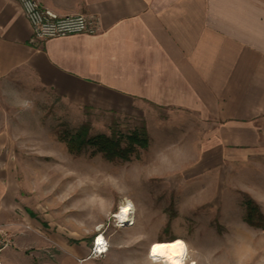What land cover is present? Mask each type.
<instances>
[{
  "label": "rangeland",
  "instance_id": "1",
  "mask_svg": "<svg viewBox=\"0 0 264 264\" xmlns=\"http://www.w3.org/2000/svg\"><path fill=\"white\" fill-rule=\"evenodd\" d=\"M28 78L0 76V188L19 255L36 264H163L148 257L149 244L181 237L185 264H264V228L245 220L247 199L264 215V161H212L213 147L202 152L188 138L180 108L143 97L125 111L86 105ZM81 126L89 137L145 129L149 146L130 160L92 145L70 152L62 138ZM127 203L134 224L120 227L115 215ZM97 235L107 251L93 257Z\"/></svg>",
  "mask_w": 264,
  "mask_h": 264
},
{
  "label": "crops",
  "instance_id": "2",
  "mask_svg": "<svg viewBox=\"0 0 264 264\" xmlns=\"http://www.w3.org/2000/svg\"><path fill=\"white\" fill-rule=\"evenodd\" d=\"M38 1L59 15H93L100 30L33 45L18 0H0V76L30 75L86 105L125 111L143 97L180 108L188 138L202 152L213 147L212 161H264V0ZM7 200L0 188L8 223ZM14 248L4 264H36Z\"/></svg>",
  "mask_w": 264,
  "mask_h": 264
},
{
  "label": "built area",
  "instance_id": "3",
  "mask_svg": "<svg viewBox=\"0 0 264 264\" xmlns=\"http://www.w3.org/2000/svg\"><path fill=\"white\" fill-rule=\"evenodd\" d=\"M22 11L28 19L32 34L30 42L37 45L40 41L66 37L75 34H94L100 30L97 17L84 14L59 15L44 7L38 0H18ZM97 235L94 239L92 255L98 257L107 251V243L98 241ZM14 233L11 224L0 221V264H4L2 253L13 245Z\"/></svg>",
  "mask_w": 264,
  "mask_h": 264
},
{
  "label": "trees",
  "instance_id": "4",
  "mask_svg": "<svg viewBox=\"0 0 264 264\" xmlns=\"http://www.w3.org/2000/svg\"><path fill=\"white\" fill-rule=\"evenodd\" d=\"M123 137L126 138V145H123ZM62 139L66 142L70 152H80L87 145H92L109 160L117 158L130 160L137 147L147 148L149 146V138L145 129L135 130L128 135L98 134L89 137L87 127L81 126L75 132L64 135ZM245 205L246 222L252 226L264 228V215L254 201L247 199Z\"/></svg>",
  "mask_w": 264,
  "mask_h": 264
},
{
  "label": "bare ground",
  "instance_id": "5",
  "mask_svg": "<svg viewBox=\"0 0 264 264\" xmlns=\"http://www.w3.org/2000/svg\"><path fill=\"white\" fill-rule=\"evenodd\" d=\"M133 213L132 203L121 205L120 210L115 215L117 225L120 227L133 225ZM98 241H104L103 235L98 237ZM187 254L188 245L181 237H176L172 240L153 241L147 249V255L150 259L163 264H185Z\"/></svg>",
  "mask_w": 264,
  "mask_h": 264
}]
</instances>
